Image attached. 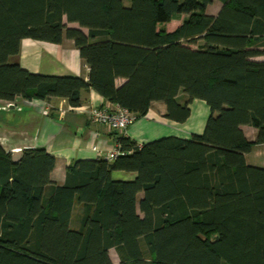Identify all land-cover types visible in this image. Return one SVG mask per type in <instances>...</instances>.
<instances>
[{"label": "trees", "instance_id": "16d2710c", "mask_svg": "<svg viewBox=\"0 0 264 264\" xmlns=\"http://www.w3.org/2000/svg\"><path fill=\"white\" fill-rule=\"evenodd\" d=\"M219 1L209 14L212 0H0L1 100L76 107L92 88L136 119L162 101L179 123L192 99L209 108L201 134L142 145L118 135L124 154L75 160L61 184L44 148L13 161L0 144V264H113L110 248L119 264H264V168L245 160L264 142V0ZM63 37L88 81L10 62L24 38Z\"/></svg>", "mask_w": 264, "mask_h": 264}, {"label": "crops", "instance_id": "0c3cea01", "mask_svg": "<svg viewBox=\"0 0 264 264\" xmlns=\"http://www.w3.org/2000/svg\"><path fill=\"white\" fill-rule=\"evenodd\" d=\"M210 6V5H209ZM207 7L209 14L211 12ZM68 26L78 27L77 23ZM87 33V29L80 27ZM195 47V46H193ZM264 59V56L256 58ZM10 62L19 64L32 73L49 75H74L88 81L89 67L81 59L78 49L71 39L63 37L60 43L24 38L20 41L19 52L10 57ZM117 79L116 84L122 83ZM81 103L73 107L65 98L50 100L40 98L15 97L19 108L0 109V144L6 152L13 153L27 149L44 148L54 156L55 164L50 178L57 184L64 182L66 168L75 160L102 157L103 153L117 148L116 137L124 135L138 145L166 136L189 139L194 134H201L209 108L201 99H192L189 103L190 115L182 123L168 119L166 106L162 101H153L146 114L136 119L123 132H112L100 124L89 123L85 109L90 106H105L107 102L92 88L80 92ZM183 98L180 102H183ZM4 100L0 99V104ZM48 114H43L45 107ZM242 132L249 141H254L257 129L243 124ZM248 165L264 168V142L253 144L250 152L245 155ZM135 172L114 171L112 177L118 180H132ZM142 193L138 194L140 198ZM77 210V208H76ZM76 227L72 216L70 224ZM109 256L114 264L118 259L115 249H109Z\"/></svg>", "mask_w": 264, "mask_h": 264}, {"label": "built area", "instance_id": "2783aa9c", "mask_svg": "<svg viewBox=\"0 0 264 264\" xmlns=\"http://www.w3.org/2000/svg\"><path fill=\"white\" fill-rule=\"evenodd\" d=\"M10 107L19 108L15 98L10 101L4 100V102L0 104V109L7 110ZM42 112L43 114H48V107L46 106ZM85 113L89 123L100 124L106 129L116 133L123 132L136 120V116L132 111L115 103H108L105 106H90L85 109ZM119 154L124 153H121L117 147L116 149L103 153L102 157L112 161Z\"/></svg>", "mask_w": 264, "mask_h": 264}, {"label": "rangeland", "instance_id": "374dc122", "mask_svg": "<svg viewBox=\"0 0 264 264\" xmlns=\"http://www.w3.org/2000/svg\"><path fill=\"white\" fill-rule=\"evenodd\" d=\"M122 1H123V4L125 6L129 5V0H122ZM220 5H221V3L219 0H212V3L210 4L209 9L211 12L212 11L215 12L218 9V7L220 8ZM199 43H201V41L197 42V44H199ZM114 264H119L118 259H116V258L114 259Z\"/></svg>", "mask_w": 264, "mask_h": 264}, {"label": "water", "instance_id": "95a60500", "mask_svg": "<svg viewBox=\"0 0 264 264\" xmlns=\"http://www.w3.org/2000/svg\"><path fill=\"white\" fill-rule=\"evenodd\" d=\"M22 155V152L16 151L11 154L12 160L17 161Z\"/></svg>", "mask_w": 264, "mask_h": 264}]
</instances>
